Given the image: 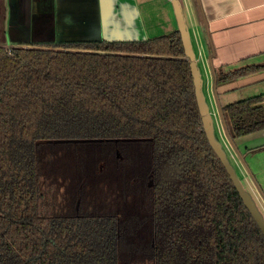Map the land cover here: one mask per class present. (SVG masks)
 <instances>
[{"label":"trees","instance_id":"obj_1","mask_svg":"<svg viewBox=\"0 0 264 264\" xmlns=\"http://www.w3.org/2000/svg\"><path fill=\"white\" fill-rule=\"evenodd\" d=\"M38 46H0V264H264L177 30ZM263 102L220 106L232 142L264 130Z\"/></svg>","mask_w":264,"mask_h":264},{"label":"crops","instance_id":"obj_2","mask_svg":"<svg viewBox=\"0 0 264 264\" xmlns=\"http://www.w3.org/2000/svg\"><path fill=\"white\" fill-rule=\"evenodd\" d=\"M1 1L5 2L0 4V18L2 12H6V18L0 20V44L24 42L20 34L23 36L25 29L31 31L30 41L34 43L76 39L79 37L69 27L79 20L90 27L83 38H151L146 20H152L149 18L152 11L150 6L142 7L139 0H26V14L21 0H15L14 6L10 0ZM183 3L189 25L202 28L207 37L209 51L205 59H211L213 69L228 72L264 64V0H183ZM44 14L53 19L47 22ZM233 142L241 154L244 151L254 184L264 195V130ZM248 142L258 150L248 152L247 146L240 148Z\"/></svg>","mask_w":264,"mask_h":264},{"label":"rangeland","instance_id":"obj_3","mask_svg":"<svg viewBox=\"0 0 264 264\" xmlns=\"http://www.w3.org/2000/svg\"><path fill=\"white\" fill-rule=\"evenodd\" d=\"M139 1L142 7L150 6L152 11V14L149 16L152 20H146L150 37L168 34L172 29L176 30L177 26L169 0ZM26 34L27 29H25L23 36L20 34V37L23 38L22 40L24 42L29 39L25 36ZM190 34L192 48L198 60L197 65L201 79L202 95L210 113L214 137L220 144L229 163L234 168L242 186L250 193L258 211L264 218V195L261 188L254 184L250 175L251 170L247 163V159L244 157V151H242L243 154H241L239 149H236V144L233 145V143L236 142L230 140L229 132H231V130L228 123H226L224 116L222 117L219 111V106L224 104H230L239 100L264 94V71L251 74L229 83H219L215 86L214 75L211 72L209 58L208 61L205 59V55L207 56V51H209L207 37L202 33V28L194 27V25H190ZM215 70L216 69H214V71ZM262 105L264 106V102ZM244 146H247V151L249 152L250 150H253L249 142L243 143L241 147L238 145V148H245Z\"/></svg>","mask_w":264,"mask_h":264},{"label":"water","instance_id":"obj_4","mask_svg":"<svg viewBox=\"0 0 264 264\" xmlns=\"http://www.w3.org/2000/svg\"><path fill=\"white\" fill-rule=\"evenodd\" d=\"M169 1L171 4V7H172L173 15H174L176 26H177L176 30L180 34L182 47H183V51H184V54L182 57H173V59L186 60L189 63L190 72L192 75V81H193V85H194L195 97H196V101H197V106H198L200 117L202 120L203 131L206 135L208 143H209L210 147L212 148V150L214 151V153L216 154V156L218 157V159L221 162V164L223 165V167L225 168V170H226L227 174L229 175L235 189L237 190L239 197L241 198L244 206L247 208L251 217L253 218V220L255 221L257 226L259 227V229L263 235V238H264V218L262 217V215L258 211V209L255 205V202L251 198L250 193L242 186L240 180L238 179V177L236 175L234 168L229 163L228 159L226 158L224 152L222 151V149L220 147V144L216 141V139L214 137L210 113L206 107V104L204 102V98L202 95L201 79H200L198 65H197L198 60H197V56L194 53L193 48H192L190 25H189V21H188L186 12H185L183 0H169ZM23 11H25V14L27 13L26 7L24 8ZM43 16L46 18L47 22L53 19L52 17H50V15H48L46 17L44 14V15H42V17ZM59 21H61V19H59ZM82 23H83V21L79 20L76 24L71 25L69 27L70 28L69 30L72 32V34H77V36L79 38L70 39V38H67L65 36V33H64V36L66 37V39L56 40L57 41L56 43L62 44V43H89V42H101V41L115 42V41H144V40H147L145 38H143V39H134V38H131V39H110L107 37H105L104 39H101V37H98V38L95 37V38H90V39L83 38L82 35H84L85 32L87 30H89L90 27H86ZM50 30L53 32L54 28L50 27ZM61 35H63V34H61ZM31 42H29V40H27L26 42L18 43V44H9L8 42H4V43L0 44V46L5 47L7 49L18 48V47H21V48H45V47H39L38 45H32V44H30ZM48 49H51V48H48ZM52 50H64V49L63 48H53ZM209 62H210L212 73L214 75V80H215L214 84L216 86V76H215L214 69L212 67L211 59H209ZM219 111L223 117L220 106H219ZM233 145H234V143H233Z\"/></svg>","mask_w":264,"mask_h":264},{"label":"flooded vegetation","instance_id":"obj_5","mask_svg":"<svg viewBox=\"0 0 264 264\" xmlns=\"http://www.w3.org/2000/svg\"><path fill=\"white\" fill-rule=\"evenodd\" d=\"M22 2V7L23 8H25L26 7V0H21ZM5 2V1H4ZM4 2H2L1 0H0V4H3ZM10 3L12 4V6H14L15 5V0H10ZM5 13L6 12H2V17L0 18V20H5V18H6V15H5ZM24 13H25V11H24ZM24 35V34H23ZM25 36H27V38H31V37H33V36H31V31H27V34L25 35ZM28 39V40H29ZM32 39V38H31ZM26 42V41H25ZM29 42H31L30 40H29ZM30 44H32V45H62V44H59V43H56V42H50V41H47V42H40V43H33V42H31Z\"/></svg>","mask_w":264,"mask_h":264}]
</instances>
